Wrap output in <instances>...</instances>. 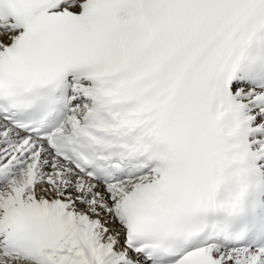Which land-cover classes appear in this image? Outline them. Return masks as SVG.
<instances>
[{"label":"snow or ice","instance_id":"6c2138e0","mask_svg":"<svg viewBox=\"0 0 264 264\" xmlns=\"http://www.w3.org/2000/svg\"><path fill=\"white\" fill-rule=\"evenodd\" d=\"M0 264H264V0H0Z\"/></svg>","mask_w":264,"mask_h":264}]
</instances>
